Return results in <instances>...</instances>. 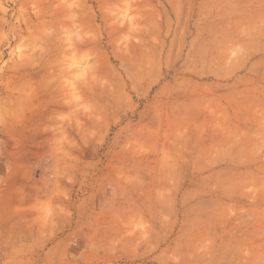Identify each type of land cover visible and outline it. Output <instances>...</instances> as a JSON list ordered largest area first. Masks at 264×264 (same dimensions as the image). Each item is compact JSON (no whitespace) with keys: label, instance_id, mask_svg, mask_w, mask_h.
<instances>
[{"label":"rangeland","instance_id":"374dc122","mask_svg":"<svg viewBox=\"0 0 264 264\" xmlns=\"http://www.w3.org/2000/svg\"><path fill=\"white\" fill-rule=\"evenodd\" d=\"M0 264H264V0H0Z\"/></svg>","mask_w":264,"mask_h":264}]
</instances>
